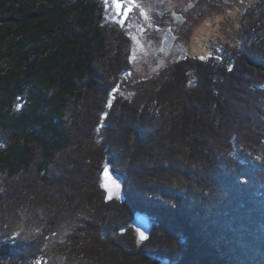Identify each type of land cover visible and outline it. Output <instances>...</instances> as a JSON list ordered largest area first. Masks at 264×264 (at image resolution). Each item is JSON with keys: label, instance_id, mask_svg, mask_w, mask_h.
I'll return each instance as SVG.
<instances>
[{"label": "trees", "instance_id": "16d2710c", "mask_svg": "<svg viewBox=\"0 0 264 264\" xmlns=\"http://www.w3.org/2000/svg\"><path fill=\"white\" fill-rule=\"evenodd\" d=\"M104 22L102 8L95 0H0V198L10 194V185L3 184L2 178H14L19 184L14 185L16 191L12 194H19L22 199L23 196L30 198V205L35 207L39 190L32 199L30 193L34 190L30 185L34 180L29 181L30 178L25 179V176L30 175L32 170L39 178L36 181L46 185L53 178L49 176H54L51 170L54 161L72 147V133L75 131L72 125L81 129L80 125L86 127L93 123L94 113H89V103L93 104L98 114L105 113V110L96 109L99 106L96 99L111 87L99 83L102 78L99 65L105 60L111 65L120 61V47L114 55L105 36L108 33L115 35L117 46L121 41L116 29H108ZM260 31L264 35V29ZM223 50L228 53V48ZM247 52L253 56L249 58L251 61L264 65L263 50L254 52L251 49ZM243 68V65L233 67L230 77L244 82L250 75L253 76L251 71H242ZM214 86L216 96L211 91L213 102L208 101L209 108H206L207 101L203 106L200 98L189 100L193 104L190 108L191 104L187 105L185 99L182 107L177 108L180 111L174 113L176 118L172 117L175 124L169 122L168 127L167 124L159 127L152 125L148 129L141 124L135 128L132 126L135 136L131 130L127 133L134 137L133 145L130 138H123L124 147L130 151L127 158L121 155L117 146L109 143L108 159L103 162L99 176L96 175L94 180L99 181L102 187L103 173L109 168L122 182L124 194L119 203L124 205L122 208L129 225L121 229L116 224L115 233L123 239L122 232L128 229L134 231L138 214L149 217L152 227L148 237L150 248L146 252L140 249L139 259H135L132 252L131 255L127 252L129 257L124 258L111 251L113 259L110 262L103 260L104 264H118L117 259L119 264H128V261L131 264H147L145 259L153 264H264V160L256 156L257 159L250 165V160H245L247 153L240 148L242 140H245L251 145L249 150L254 149L252 152L264 151V136L253 133L258 140L256 143L240 127V120L249 119L254 130V124L264 118V80L251 82L247 85L249 88L244 86L237 91L245 96L252 94L257 98L256 102H260L256 107L251 106L249 112L240 110L242 107L239 105L231 107L230 102L225 103L228 111L232 108L236 113V116L230 117L236 130L224 140H218L219 132L222 133L220 127L225 129L223 124L228 119L226 110L219 103V99L225 97L224 84L217 82ZM212 103L215 107L211 106ZM78 112L82 113L80 118ZM125 118V125L129 127L132 118ZM105 128L111 129L108 123ZM215 136H218L217 140ZM89 137L76 145L89 144ZM178 139L184 148L173 145ZM141 140L144 143H141L140 149L145 151L137 153V161L142 163L137 168L130 165L129 159L135 157L138 141ZM158 147L164 150L161 154ZM176 152L180 153L175 156ZM188 154L191 157L185 158ZM122 157L130 167L120 166ZM160 158H170L166 161L169 163L168 170L163 168ZM91 164L96 165L92 161ZM68 171L69 168L62 170ZM162 172L188 173L197 183L188 185V191L186 187L174 190L160 184L163 191L155 192L149 183L140 187L135 182V178L151 177ZM69 179L61 177L53 180L50 186L73 185ZM25 182L30 184L23 187ZM182 188L187 192L181 193ZM61 196L65 198L63 205L55 201L61 211L56 225H67L64 240L75 242L80 247L89 243L95 247L92 253L103 258L102 244L105 240L111 241L109 228L105 227L101 235L100 228L92 223L95 217H91L89 209L87 211L79 205L78 195L75 201L72 199L75 195L63 193ZM12 200L18 201V198L15 196ZM110 205H104L105 209L114 211L121 208L118 204L115 208ZM56 207L53 211L48 206L37 205L35 208L43 209L46 214L52 211L54 216ZM22 213L25 215V211ZM47 223L46 220V224L38 228L44 226L51 233L44 234L40 240L28 239L34 235L36 228L32 235H28L21 229L14 232L15 225L0 223V264H17L20 256L34 257L38 252L45 253L56 248L57 227ZM101 224L107 226L108 220L103 217ZM91 227L94 234L90 233ZM114 245L117 246L116 243ZM79 255L88 259L85 250ZM16 256L19 257L17 261L14 260Z\"/></svg>", "mask_w": 264, "mask_h": 264}, {"label": "rangeland", "instance_id": "374dc122", "mask_svg": "<svg viewBox=\"0 0 264 264\" xmlns=\"http://www.w3.org/2000/svg\"><path fill=\"white\" fill-rule=\"evenodd\" d=\"M130 3L134 7L131 12L133 16L130 18L132 26L127 24L125 28L120 22L113 20L111 17L112 14L117 13L113 11V9L116 11L117 7L112 6V14H107L105 6L102 4L105 12H103L105 25L108 29L115 28L119 33L118 40L121 41L120 46H117L115 35L111 36L108 33L105 36V40L106 38L108 39L106 40L107 45L111 48L114 55H117L115 54V50L120 47V61L114 64L112 63L113 65H111L109 61L105 60L99 65L102 74L99 83L104 86L110 85L111 87V90L102 93V97L98 98L99 100L96 99L99 105L96 109L105 110V113L103 115L98 114V111L93 108V104L89 103L90 108L88 111L89 113H94L92 117L93 123L90 122L86 127L80 125L81 129H76L72 125V130H75L72 133V147H69L63 156L54 161L53 167L51 168V170L53 169L52 173L54 176H49L53 178L46 183L47 185H42L41 182L36 181L39 178L32 170V172H29L30 175L27 174L25 176V179L27 177L30 178L28 179L29 181L34 180L30 185L34 192H29L32 195V199L39 190L34 202L35 207L37 205L48 206L53 211L57 206L55 203L56 200L61 203L60 205H63L65 201V198L62 196L59 197V195L63 193L75 195V197H72L74 201L79 196V205L87 211L89 209L91 217H95V221L92 219V223L100 228V234L103 235L106 230L104 229L105 227L109 228L110 232H108V235L111 241L105 240V243L102 244V256H104L102 258L100 255L97 256L92 253L95 251V247L90 246L89 243L80 247L75 242L64 240L63 235L67 225L60 227L56 225L61 212L60 207H56L54 216L51 213L52 211L46 214V211H43V209H37L30 205V198L23 196L22 199L16 193V195H13L12 193L15 190L14 185H18L19 183L14 178L4 177V179L2 178V183H8L10 185V194L0 198V223H7L9 226L15 225L12 229L15 230L14 232L21 229L24 231V234L26 233L28 235H32L34 228H36L34 237H28L29 240H40L41 238L43 239L44 234L46 236L47 233H51L44 226L41 229L38 228L41 224H46V220L49 226L56 225L55 227L58 230L57 241L54 243V245H57L56 248L45 251V253L38 252L34 257L21 258L20 256V262L18 261L17 264H79V262L83 264H104L103 260L111 261V251L118 252L124 258L129 257L126 253L128 252L131 255L134 249H143L146 252L150 248V243H148L149 238L144 241L141 240L139 229H137L135 222L134 231L128 229L121 233L124 237L123 239L121 238L122 236H117L115 233L116 224H119L118 226L121 229L125 225H129L127 215L124 213V208H122L124 205L119 203L122 201L124 193L122 182L118 176L113 174L109 168H106L107 172L104 171L102 176V187L99 181L95 182L94 180L97 177L96 175L99 176L98 172H100L99 170L103 162L105 163V160L108 159L109 143L111 142L114 146H117L121 150V155L127 158L126 156H128L130 151L124 147L123 138H130L129 141L131 144L134 141V137L132 136V139L127 131L131 130L135 136L134 128L140 124L146 128L152 125L159 127L160 125L165 126L166 124L168 127L170 125L169 122H173V115L175 116L179 112L177 108L180 109L182 107L184 99H186L188 105L191 104L190 108L193 104L189 100L193 98L202 99L203 106H206V101L207 105L210 101L213 102L211 91H213L214 85L217 82L224 84L223 92L225 97L224 99H219V103L226 110L228 119L225 120V126L223 124L225 129L220 127L222 133L219 132V137H214L216 140L217 137L218 140H224L230 137L236 130V126L232 124L233 121L230 119V117L233 118L232 115L236 116V113L232 108L229 111L227 110L226 102H230L231 107L239 105L242 107L240 110L243 109L245 112H249L251 106L260 103L256 102L257 98L252 96V94L245 96V94L237 91L244 86L249 88L247 85H250L251 82L254 84V82L260 83L264 80L262 74L264 73V65L254 60L251 61L249 58L253 56L247 52L251 49L254 52L264 51L262 47L264 46V35L260 33L262 32L260 30L264 29V0H199L197 2V8L187 13L189 14L188 23H178L176 19L175 14L177 13L174 14V10L179 12L178 7L181 6L178 2L174 4L172 0H131ZM106 16L108 18L107 20ZM142 25L148 31L142 30ZM178 30H180V34H178ZM168 35H172V45L168 41L169 39H167ZM160 44L162 46L161 52H167L172 48L175 49H173L170 56H166L161 52H156V47L158 48ZM225 48H228V53L223 50ZM240 55H244L245 58ZM237 65H243L244 68L242 71H251L253 76L250 75V78L244 82H240V78H236V80L232 79L230 77L233 74L232 68ZM214 96H216L215 93ZM112 97L115 98L112 99ZM211 106L215 107L214 104ZM206 108H209V105ZM81 114V112H78V118H80L79 116ZM208 115L211 116L212 114L209 112ZM125 117H128V119L129 117L132 118L129 127L125 125L127 124ZM240 121V127L244 129L243 131L245 133L248 132V138L250 140L256 143L258 141L253 133L264 136V118H261L254 124L256 126L254 130L252 127L253 123L249 119ZM106 123L109 124L111 129L107 130L105 128ZM173 123L175 124V122ZM85 133L86 137L84 136ZM87 133L90 134V137ZM88 137L92 142L76 145ZM138 143L139 148L135 153V157L132 160L129 159L130 165H136L137 167L140 166L137 161V153L145 151L140 149L141 143L143 144L144 142L141 140ZM213 143L215 144V142ZM181 144L182 142L180 143L179 139L173 142V145L178 146L179 149L180 147L184 148ZM158 148L161 154L164 150L163 148ZM240 148L247 153L246 155L248 156H246L245 160H250L248 164H253V160L257 159V157L264 160L262 158L264 157V151L257 152L255 150L256 153L252 152L254 149L249 150L252 148L247 141L242 140ZM227 150L225 151L227 152ZM220 151L224 153L223 149H220ZM226 152L225 154H228ZM179 153L176 152L175 156ZM188 155L185 158L191 157L190 154ZM123 159L120 162V166L130 167L127 165L126 160L124 159L123 161ZM40 160L41 158H39L38 163ZM161 160L163 168L168 170L167 166L169 163L166 161L170 160V158H163ZM91 161L96 164L95 167L91 164ZM151 161L153 162V159ZM68 168V172H62V170ZM183 168L181 169L183 170ZM260 171L262 170H256L255 172ZM140 175L142 174L140 173ZM61 177H70V183H73V185L67 184L66 186L65 184H60L58 187L55 186V188L50 186L51 183L53 184V180L56 181ZM135 179L136 184L140 187H146L149 183V186L154 188L155 190L153 191L155 192L163 191L160 184H163L167 188H174V190H181V187H186L187 190L188 185H195L197 183L188 173L187 175H180L177 173L162 172L155 176H142ZM29 184L30 182H25L23 187ZM187 191H185V188H182L180 192L186 193ZM15 196L18 198V201L12 200ZM6 199L10 200L7 201ZM110 200L112 202H109ZM1 202L3 203L1 204ZM108 203L111 204L110 207L112 208L117 207V204L121 208L108 211L104 207ZM24 211L25 215L22 213ZM102 216L105 221L108 220L107 226L101 224ZM64 217V220H67V217ZM92 230L93 227H91L90 233L94 234ZM102 238L105 239L104 236ZM42 244L38 245L42 246ZM44 247L46 248V246ZM43 249L42 251H44ZM84 250L86 251L88 259L79 255ZM18 256L14 260H19ZM115 261L119 264V259ZM145 261L147 264H153L148 259H145ZM130 262L128 261L127 263L131 264Z\"/></svg>", "mask_w": 264, "mask_h": 264}, {"label": "flooded vegetation", "instance_id": "af4514ba", "mask_svg": "<svg viewBox=\"0 0 264 264\" xmlns=\"http://www.w3.org/2000/svg\"><path fill=\"white\" fill-rule=\"evenodd\" d=\"M130 1L131 0H96V2H98L99 5L101 6L103 12H104V10H103L102 4L105 6V10L107 11L106 12L107 14H112V12H111L112 6L117 7L116 11L113 9V11L117 12V13L112 14L111 17L113 18V20L120 22V24H122L124 28L126 27L127 24H130V26H132V22H131L130 18L133 16V14H131V12L133 11L134 7L131 5ZM172 1H174V4L177 2L181 4V6L178 7L179 12L177 10H174V14L177 13L175 15H176V19H177L178 23H183V22L188 23V21H189L188 15L189 14H187V13L189 11L195 10L197 8V5H198L197 2L199 0H172ZM107 19L108 18L106 16V20ZM141 27L143 28L142 30L148 31L146 28L143 27V25ZM168 28H170V27H168ZM168 28H167V30H169ZM178 34H180V30H178ZM161 47H162L161 44L158 46V48L156 47L157 53L161 52V50H162ZM173 49H175V48H172V49L168 50L167 52L162 51L161 53L163 55L170 56L171 52H173Z\"/></svg>", "mask_w": 264, "mask_h": 264}, {"label": "water", "instance_id": "95a60500", "mask_svg": "<svg viewBox=\"0 0 264 264\" xmlns=\"http://www.w3.org/2000/svg\"><path fill=\"white\" fill-rule=\"evenodd\" d=\"M167 39H169L168 41L172 45V43H173L172 35H168ZM171 41H172V43H171ZM135 223L137 224V229H139V235H140L141 240L142 241L146 240L149 236V233H150L151 227H152V223L150 221V218L144 214H138L136 219H135Z\"/></svg>", "mask_w": 264, "mask_h": 264}, {"label": "bare ground", "instance_id": "6f19581e", "mask_svg": "<svg viewBox=\"0 0 264 264\" xmlns=\"http://www.w3.org/2000/svg\"><path fill=\"white\" fill-rule=\"evenodd\" d=\"M245 57V56H244ZM179 74V73H178ZM196 90V89H195ZM185 100V99H184ZM188 105V104H187ZM184 107V106H183ZM187 108V107H186ZM180 111V110H179ZM225 112V111H224ZM191 121V120H190ZM140 122V121H139ZM200 122V121H199ZM160 125V124H159ZM197 129V128H196ZM82 137V136H81ZM114 139V138H113ZM197 141V140H196ZM186 144V143H185ZM174 148V147H173ZM175 149V148H174ZM39 152V151H38ZM140 154H143V153H140ZM171 156V155H170ZM130 158V157H129ZM137 158H138V156H137ZM153 158V157H152ZM198 159V158H197ZM147 161H149V160H147ZM138 163H141V161L139 162V160H138ZM142 164V163H141ZM93 165V164H92ZM101 166V165H100ZM149 167V166H148ZM133 168H135V167H133ZM138 168V167H137ZM32 172V171H31ZM141 172V171H140ZM147 172H149V170L148 171H146V173ZM151 172V171H150ZM175 173V172H174ZM150 174V173H149ZM148 175V174H147ZM151 175V174H150ZM153 175V174H152ZM91 180V179H90ZM87 182V181H86ZM47 185V184H46ZM55 186H56V184H55ZM84 189V188H83ZM26 190V189H25ZM51 190H52V188H51ZM16 191V190H15ZM59 193V192H58ZM71 195V194H70ZM74 201V200H73ZM54 205V204H53ZM74 208V207H73ZM99 223V222H98ZM90 224V223H89ZM97 224V223H96ZM90 234V233H89ZM88 234V235H89ZM137 246V245H136ZM114 247V246H113ZM118 247V246H117ZM139 250L140 249H134L133 251H132V254H133V256L135 257V259H139L138 258V255H139ZM63 255V254H62ZM111 255V254H110ZM125 255V254H124ZM106 256V255H105ZM85 257V256H84ZM109 257V256H108ZM140 257V256H139ZM112 258V257H111ZM117 258V257H116ZM133 258V257H132ZM93 259V258H92ZM94 260V259H93ZM126 260V259H125ZM127 261V260H126ZM133 261V260H132ZM125 262V261H124ZM126 263V262H125ZM142 263V262H141ZM129 264V263H128Z\"/></svg>", "mask_w": 264, "mask_h": 264}, {"label": "snow or ice", "instance_id": "6c2138e0", "mask_svg": "<svg viewBox=\"0 0 264 264\" xmlns=\"http://www.w3.org/2000/svg\"><path fill=\"white\" fill-rule=\"evenodd\" d=\"M119 6V5H118ZM229 71H231V69H229ZM105 171L107 172V169H105Z\"/></svg>", "mask_w": 264, "mask_h": 264}, {"label": "clouds", "instance_id": "9594fccd", "mask_svg": "<svg viewBox=\"0 0 264 264\" xmlns=\"http://www.w3.org/2000/svg\"><path fill=\"white\" fill-rule=\"evenodd\" d=\"M149 237V236H148Z\"/></svg>", "mask_w": 264, "mask_h": 264}]
</instances>
